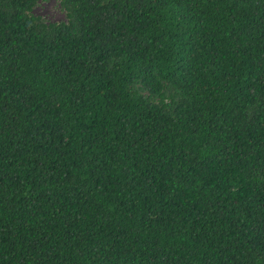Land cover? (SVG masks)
Listing matches in <instances>:
<instances>
[{
  "label": "trees",
  "instance_id": "obj_1",
  "mask_svg": "<svg viewBox=\"0 0 264 264\" xmlns=\"http://www.w3.org/2000/svg\"><path fill=\"white\" fill-rule=\"evenodd\" d=\"M39 1L0 0V264H264V0Z\"/></svg>",
  "mask_w": 264,
  "mask_h": 264
},
{
  "label": "rangeland",
  "instance_id": "obj_2",
  "mask_svg": "<svg viewBox=\"0 0 264 264\" xmlns=\"http://www.w3.org/2000/svg\"><path fill=\"white\" fill-rule=\"evenodd\" d=\"M34 13L43 17L48 22L65 20V12L61 9L57 0L39 1L34 8Z\"/></svg>",
  "mask_w": 264,
  "mask_h": 264
}]
</instances>
